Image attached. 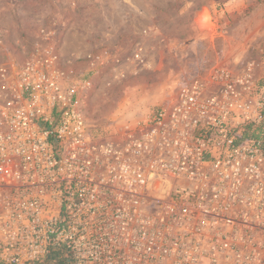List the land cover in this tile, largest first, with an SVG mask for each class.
<instances>
[{"label":"built area","instance_id":"built-area-1","mask_svg":"<svg viewBox=\"0 0 264 264\" xmlns=\"http://www.w3.org/2000/svg\"><path fill=\"white\" fill-rule=\"evenodd\" d=\"M108 66L49 40L0 63V264H264V145L244 137H264L260 64L96 131L83 100Z\"/></svg>","mask_w":264,"mask_h":264},{"label":"rangeland","instance_id":"rangeland-1","mask_svg":"<svg viewBox=\"0 0 264 264\" xmlns=\"http://www.w3.org/2000/svg\"><path fill=\"white\" fill-rule=\"evenodd\" d=\"M48 40L64 60L103 49L118 59L83 100L96 131L169 105L215 66L259 63L264 83V0H0L1 64Z\"/></svg>","mask_w":264,"mask_h":264},{"label":"trees","instance_id":"trees-1","mask_svg":"<svg viewBox=\"0 0 264 264\" xmlns=\"http://www.w3.org/2000/svg\"><path fill=\"white\" fill-rule=\"evenodd\" d=\"M261 131L259 129L251 130V127H246V131L244 134L245 138H254V139H262L264 145V137H261Z\"/></svg>","mask_w":264,"mask_h":264}]
</instances>
